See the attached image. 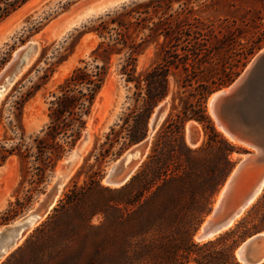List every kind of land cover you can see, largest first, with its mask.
<instances>
[{
    "label": "rangeland",
    "instance_id": "1",
    "mask_svg": "<svg viewBox=\"0 0 264 264\" xmlns=\"http://www.w3.org/2000/svg\"><path fill=\"white\" fill-rule=\"evenodd\" d=\"M100 1L102 0H29L0 22V75L18 48L30 40H35L38 44L30 63L8 85L0 89V144L6 149L16 144L20 130L23 131L26 141L40 132L48 120L50 93L73 68L84 63L91 65L93 62L106 66L103 86L86 117L85 126H88L89 114L93 110L94 127L91 129L92 137L89 147L66 180L55 203L56 205L65 191L72 188L78 189L83 195L81 210L86 214L101 208L103 200L112 195L101 187L117 188L123 185H111L104 179L111 172L113 165L135 143L116 154L123 140L120 136L113 146L108 147L109 149L102 154H100V148L108 146L105 144L107 140L105 136L110 127L118 130L121 124L120 118L131 110L139 111L142 105L141 101L135 102L133 98V82H126V76L121 73V68L126 63L124 51L112 52L108 56L101 51L94 61L92 51L102 38L92 29L97 27L100 21L117 18L124 9L130 10L135 4L143 3L140 8L141 21L138 24L129 23L125 33L128 41H133L135 49H139L133 61V75L162 63L166 52L170 51L169 54L173 55V64L168 74V93L154 106L148 118L146 134L148 145L142 161L149 152L157 130L162 125H167L170 118L178 114L183 106L187 109L193 108L197 104L200 93L207 88L212 90L202 103L205 113L211 119L215 130L228 139L217 126L209 110V98L214 92L236 80L264 48V0H119L112 2L111 6L105 10L91 11L92 14L86 15L77 23L69 22L72 15L83 9L85 5H93ZM136 16V12H131L123 19L132 22ZM108 25L115 27L114 23L109 22ZM22 96L26 99L19 113L14 105ZM173 97L174 101H172ZM162 103L166 104L164 117L155 130L151 131L150 122L157 106ZM189 123L195 126L198 132V139L193 145L187 140ZM118 135H123V132ZM183 135L187 146L190 148L199 146L206 139L204 124L192 118L187 119L184 123ZM228 140L236 147L230 154L234 163L233 169L243 155L252 149ZM220 148L221 145L217 143L214 152L207 150V153H203V158L216 160L218 157L219 159ZM66 153L67 151L48 174L41 191L33 192L30 201L21 212L5 222H2L0 218V228L20 219L38 203L50 187L52 175ZM28 178L29 173L25 172L16 154L9 155L0 165V215L16 198L23 200L26 190L30 187ZM97 180L98 186L94 184ZM223 183L214 193L208 204L209 210L203 215L193 232L195 241L214 239L233 227L253 210L251 206L264 194L263 184L255 199L231 225L213 237L199 240L195 237L196 232L215 206ZM51 211L52 209L26 232L15 248L22 245L28 237L31 242L46 243V217ZM101 219L102 214L95 213L90 217V223L96 225ZM36 227L38 229L34 231ZM8 236L9 233H4L2 238L6 239ZM247 239L249 237L245 240ZM244 241L234 251L237 260H239L237 251ZM8 254L1 258L0 262ZM30 264H46V261L32 260Z\"/></svg>",
    "mask_w": 264,
    "mask_h": 264
},
{
    "label": "trees",
    "instance_id": "2",
    "mask_svg": "<svg viewBox=\"0 0 264 264\" xmlns=\"http://www.w3.org/2000/svg\"><path fill=\"white\" fill-rule=\"evenodd\" d=\"M27 1L0 0V22ZM142 5L124 9L117 18L100 21L92 29L102 38L92 51L94 61L101 51L107 56L124 51L126 63L121 73L126 82H133L135 102H142L139 111L131 110L120 118L118 130L110 127L105 136L108 146H102L100 154L120 136L123 140L116 154L144 139L152 109L168 93V74L173 64L170 51L162 63L133 75V61L139 49L125 33L129 23L141 21ZM131 12L137 13L134 21L124 20ZM109 22L115 27H109ZM105 75V64L96 62L73 68L50 93L48 120L40 132L26 141L20 130L14 146L6 149L0 144V165L9 155H18L29 173L30 185L23 200L16 198L2 212V222L21 212L33 192L41 191L57 161L79 139ZM211 90L202 91L193 108L183 106L167 125L157 130L145 159L123 185L101 187L112 193L103 200L101 208L86 214L81 210V191H65L46 217V243L31 242L28 237L0 264H30L32 260L46 264H242L234 251L246 238L264 232V194L233 227L211 240L193 239L214 193L234 165L230 154L236 149L215 130L205 113L202 103ZM25 99L22 96L15 102L17 112ZM190 118L204 124L206 134L205 141L195 148L184 141V123ZM121 132L123 135H118ZM217 143L221 145L219 159H204L203 153L214 152ZM94 184L98 186V180ZM95 213L102 214V219L93 225L90 217Z\"/></svg>",
    "mask_w": 264,
    "mask_h": 264
},
{
    "label": "water",
    "instance_id": "3",
    "mask_svg": "<svg viewBox=\"0 0 264 264\" xmlns=\"http://www.w3.org/2000/svg\"><path fill=\"white\" fill-rule=\"evenodd\" d=\"M82 19L83 17H80L75 22ZM37 47V42L30 40L18 48L0 75V89L8 85L30 63ZM214 93L216 94L212 98L211 109L216 124L222 129L223 134L226 133L253 151L247 152L227 176L216 207H212L208 218L203 220L196 232L197 234L200 231L199 237L228 225L241 208L250 203L258 186L264 180V48L236 80ZM165 111V103L157 106L150 122L151 131L160 123ZM188 130L190 141L195 143L198 139L196 127L190 125ZM89 139L90 129L85 126L80 138L62 158L60 168L54 171L52 183L38 203L20 219L0 228V259L10 253L26 232L53 209L74 165L86 151ZM147 145L148 137L131 146L113 165L106 178L111 183L124 184L142 161ZM4 233H9L6 239L2 238ZM241 246L239 260L242 264H260L264 261V233L253 234Z\"/></svg>",
    "mask_w": 264,
    "mask_h": 264
},
{
    "label": "bare ground",
    "instance_id": "4",
    "mask_svg": "<svg viewBox=\"0 0 264 264\" xmlns=\"http://www.w3.org/2000/svg\"><path fill=\"white\" fill-rule=\"evenodd\" d=\"M117 1H119V0H102V1H100V2H98V3H95V4H87V5H85L84 7H83V9H81V10H78L77 12H75L73 15H72V17L69 19V22L70 23H74L78 18H80V17H85L86 15H89L90 13H91V11H100V10H102V9H104V8H106L107 6H109L112 2H117ZM216 93H213L211 96H210V98H209V101H208V107H209V110H210V112H211V114L213 115V113H212V109H211V102H212V98H213V96L215 95ZM100 96V95H99ZM99 96H98V98H97V102H98V99H99ZM96 112V111H95ZM97 113V112H96ZM94 112H93V110L91 111V113L89 114V118H90V122H89V124H88V126L86 125V127L88 128V129H90V139H89V144H90V141H91V137H92V133H91V129H93V127H94ZM97 115V114H96ZM213 117H214V115H213ZM97 119V118H96ZM191 123H189V125H190ZM96 125V124H95ZM189 125H188V127H189ZM218 126V125H217ZM219 127V126H218ZM220 128V127H219ZM188 129V128H187ZM220 130L222 131V129L220 128ZM224 135L226 136V137H228V139H230L232 142H234V143H237V144H242L241 142H239V141H237V140H235V139H233L232 137H230L229 135H227L226 133H224ZM187 140H188V142L191 144V145H193L194 143H192L191 141H190V139H189V137L187 136ZM89 144H88V146H87V148L89 147ZM244 145V144H243ZM87 148H86V150H87ZM251 151H253V149L251 150ZM245 157V155H243V158ZM82 158V157H81ZM81 158L76 162V164L74 165V167H73V169H72V171H71V173L73 172V170H74V168L77 166V164L80 162V160H81ZM60 166H61V162H60V164H59V167H58V169L60 168ZM57 169V170H58ZM70 173V174H71ZM110 173V172H109ZM70 176V175H69ZM104 181L106 182V183H108V184H111V185H119L118 183L117 184H115V183H111L107 178H105L104 179ZM263 184H264V180L262 181V183L258 186V188H257V190L255 191V193H254V195H253V197H252V199L250 200V202H252L254 199H255V197L258 195V193H259V191L261 190V188H262V186H263ZM224 188V187H223ZM223 188L220 190V192H219V195H218V197H217V202L215 203V206L214 207H216V205H217V203H218V201H219V199H220V197H221V194H222V192H223ZM250 204V203H249ZM248 204V205H249ZM248 205H246L245 207H242L241 208V210H240V212H238L235 216H234V218L232 219V220H230V222L228 223V225H225V226H222V227H220L219 229H216V230H214V231H212V232H210L209 234H207V235H205V236H203V237H199L200 236V231L196 234V238L197 239H199V240H205V239H208V238H210V237H213L216 233H218V232H220V231H222L223 229H225V228H227L229 225H231L240 215H241V213L243 212V210L246 208V207H248ZM208 218V217H207ZM41 220V219H40ZM264 233V232H263ZM242 247V246H241ZM241 249V248H240ZM239 249V250H240ZM239 250L237 251V254H238V256H239V258H240V255H239Z\"/></svg>",
    "mask_w": 264,
    "mask_h": 264
}]
</instances>
